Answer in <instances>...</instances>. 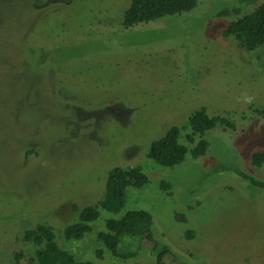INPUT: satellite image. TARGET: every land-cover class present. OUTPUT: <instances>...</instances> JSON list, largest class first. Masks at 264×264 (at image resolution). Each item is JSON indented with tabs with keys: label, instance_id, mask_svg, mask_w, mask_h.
Here are the masks:
<instances>
[{
	"label": "rangeland",
	"instance_id": "374dc122",
	"mask_svg": "<svg viewBox=\"0 0 264 264\" xmlns=\"http://www.w3.org/2000/svg\"><path fill=\"white\" fill-rule=\"evenodd\" d=\"M236 1L196 0L121 29L130 0H0V264H36L39 247L21 237L36 224L76 260L155 264L143 247L124 261L96 240L106 218L132 210L149 212L154 237L174 252L163 264H264V192L235 175L264 180V164L250 163L264 149V45L220 35L236 16L215 15ZM202 107L235 129L207 131L205 155L171 168L147 157ZM128 166L147 184L126 188L119 213L101 211L81 240H64L103 198L108 171Z\"/></svg>",
	"mask_w": 264,
	"mask_h": 264
},
{
	"label": "trees",
	"instance_id": "16d2710c",
	"mask_svg": "<svg viewBox=\"0 0 264 264\" xmlns=\"http://www.w3.org/2000/svg\"><path fill=\"white\" fill-rule=\"evenodd\" d=\"M196 0H130L119 23L121 29H129L140 24H147L167 16L179 15L194 9ZM253 6L249 13H243L245 7ZM236 16L221 29L222 37H233L248 50H254L264 45V0H237L235 5L221 9L215 18ZM219 126L226 130H234V123L223 116H209L205 108L192 112L182 126H171L158 139L152 141L147 151V157L157 165L171 168L181 164L186 155L193 159L205 155L209 146L203 139L204 133ZM185 130H189L184 134ZM184 134V135H183ZM183 136L184 143L181 141ZM198 137L195 140V137ZM188 144H192L189 147ZM28 150L26 154H30ZM253 167L264 164V149L254 151L250 157ZM235 175L252 187L264 192V180L257 179L241 171ZM148 182V178L140 166L114 167L108 171L105 181L103 198L95 205L83 207L77 220L63 228V238L66 241L81 240L92 231L101 211L117 214L124 204L125 190L128 187L140 189ZM167 182H162V188H169ZM152 216L145 210H132L119 218L109 217L103 222V229L96 232L97 242L113 257L120 260L133 259L138 255L140 247L147 249L153 256L155 264H163L168 257H175L174 252L166 244L158 241L152 233ZM188 237V234L185 235ZM22 240L39 247L35 252L36 264H94L90 261H79L62 249L55 242L52 227L46 224H36L25 229ZM135 240H140L135 247ZM146 247H145V246ZM102 249L95 251V257H102ZM21 257L15 254L16 260Z\"/></svg>",
	"mask_w": 264,
	"mask_h": 264
},
{
	"label": "clouds",
	"instance_id": "9594fccd",
	"mask_svg": "<svg viewBox=\"0 0 264 264\" xmlns=\"http://www.w3.org/2000/svg\"><path fill=\"white\" fill-rule=\"evenodd\" d=\"M246 99H247V100H249V101L251 100V98H250V97H246Z\"/></svg>",
	"mask_w": 264,
	"mask_h": 264
}]
</instances>
